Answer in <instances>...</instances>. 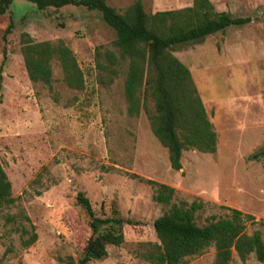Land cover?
Listing matches in <instances>:
<instances>
[{"label": "rangeland", "instance_id": "rangeland-1", "mask_svg": "<svg viewBox=\"0 0 264 264\" xmlns=\"http://www.w3.org/2000/svg\"><path fill=\"white\" fill-rule=\"evenodd\" d=\"M134 0H106L118 12ZM147 14L189 6L191 0H140ZM216 12L250 21L201 40L170 48L189 70L216 134L213 154L182 151L181 168H169L166 149L153 137L143 112L125 114V68L106 86L96 77V51H114V32L96 11L65 6L38 11L15 0L0 16V166L14 200L0 208V264H63L76 258L89 236L75 203L82 193L97 216L116 208L124 221L123 242L106 246V256L88 264H147L143 243H156L152 222L168 205L154 202V181L174 189L170 203L201 201L195 222L236 209L252 216L245 232L264 238V0H209ZM11 29L5 40V28ZM33 42H62L83 75L81 91L68 90L52 69L54 101L47 88L30 83L19 36ZM33 227L36 240L20 245V228ZM26 237V236H23ZM25 239V238H24ZM183 264H213V249ZM228 264H239L234 253ZM246 264H262L249 257Z\"/></svg>", "mask_w": 264, "mask_h": 264}, {"label": "trees", "instance_id": "trees-1", "mask_svg": "<svg viewBox=\"0 0 264 264\" xmlns=\"http://www.w3.org/2000/svg\"><path fill=\"white\" fill-rule=\"evenodd\" d=\"M15 0H0V16L6 14ZM38 11L65 6L83 7L99 13L102 22L114 32L111 46L114 51H96L106 64L96 62V81L106 87L124 67L122 95L125 114L132 118L140 112L146 117L149 130L166 149L169 168L179 171L182 151L194 150L213 154L216 134L204 110L188 68L174 57L171 47L201 40L228 27L247 24L248 17H233L216 12L209 0H191V4L175 10L147 14L140 0H134L121 12L106 4V0H21ZM11 29L5 28L2 38ZM19 51L23 68L30 83H40L52 90V69L58 67L60 81L68 90L83 89V75L71 51L60 41L33 42L26 33L19 36ZM264 160V146L251 156ZM139 181L149 185L152 200L168 205L152 222L156 243H143L138 258L147 264H183L190 258L213 249V264H228L234 253L239 264H246L250 256L264 264V238L258 232L247 234L245 222L251 221L236 209H228L224 216H210L197 225L195 213L202 209L201 201L189 204L170 203L174 189L150 180ZM10 183L0 166V208L13 203ZM75 203L85 215L89 236L76 258L66 256L63 264H88L106 256V246H119L123 242L124 221L116 208L107 216H97L87 198L80 192ZM28 228H20V245L28 247L36 240L27 217ZM26 236V237H23ZM25 238V239H24Z\"/></svg>", "mask_w": 264, "mask_h": 264}]
</instances>
